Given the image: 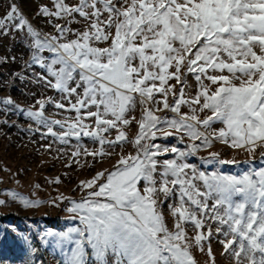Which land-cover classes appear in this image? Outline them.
Instances as JSON below:
<instances>
[{
	"label": "snow or ice",
	"instance_id": "6c2138e0",
	"mask_svg": "<svg viewBox=\"0 0 264 264\" xmlns=\"http://www.w3.org/2000/svg\"><path fill=\"white\" fill-rule=\"evenodd\" d=\"M52 2L55 11L43 7L40 14L64 19L78 13L90 21L88 29L65 40L71 29L55 25L59 35L41 39L13 4L0 18V32L26 29L37 52L52 54L48 62L38 55L32 61L46 69L40 79L69 98L66 109L62 103H55V108L76 115L48 120L43 100L36 101L37 110L24 114L61 143L81 137L97 141L100 147L95 151L83 149V155L93 159L109 154L106 144L114 150L130 142L136 154L121 156L107 174L98 172L81 181V190L91 191L79 202L70 201L66 209L79 226L60 233L46 231L40 240L51 238L62 264H197L191 249L195 245L203 251L202 242L211 231L201 230L210 218L217 232L231 237L222 243L234 264H264V168L238 176L206 174L185 162L214 142L249 155L264 148V0H78L74 6L65 0ZM103 13L108 14L106 20H101ZM109 40L107 47L93 46ZM187 74L199 85L192 98L185 97L182 77ZM173 80L175 85L169 83ZM156 94L162 98L156 99ZM169 95L174 97L171 104ZM137 98L142 116L135 137L128 141L123 129L135 119L126 117L135 110ZM183 105L188 113L181 112ZM165 110L178 118L155 114ZM206 111L211 114L201 119L199 113ZM89 118H94V127L85 123ZM214 123L223 127L207 132ZM54 126L62 131H54ZM112 129L115 138L106 139L104 134ZM157 132L163 133L162 139L175 132L181 142L187 137L192 143L187 151L162 147L151 143L158 139ZM169 153L174 158L158 159ZM71 155L79 157L81 151ZM211 160L235 163L219 160L215 152ZM4 194L26 208L41 203L12 191ZM158 194L177 197L169 206L172 230L159 208ZM189 224L196 231L191 243L185 228ZM21 239L32 244L27 236ZM207 255L215 264L210 248Z\"/></svg>",
	"mask_w": 264,
	"mask_h": 264
},
{
	"label": "rangeland",
	"instance_id": "374dc122",
	"mask_svg": "<svg viewBox=\"0 0 264 264\" xmlns=\"http://www.w3.org/2000/svg\"><path fill=\"white\" fill-rule=\"evenodd\" d=\"M65 3L74 6L78 4V0H65ZM13 4L33 29L40 33L41 39L45 36L59 35L55 25L71 29V32L66 34L65 40L75 39L72 33L87 30L90 23L78 13H73L72 16L64 19L40 14V9L43 7L48 8L50 12L55 11L52 0H0V18L6 15ZM88 11L90 12L91 9ZM107 16V13H103L101 20H106ZM105 31L109 30L105 29ZM111 31L114 33V28ZM109 44L110 40L94 43L93 46L107 47ZM34 55L44 58L46 62L52 58L51 53L47 51L39 53L32 47V38L27 35L26 29L17 31L9 27L7 35L0 32V200L5 201L4 205H0V215L4 216L0 219V264H62L63 256L53 246L51 238L41 241L40 235L46 231L60 233L67 231L68 228L78 227V220L71 219L66 209L71 206L70 201L79 202L86 195V191H91H82L79 187L81 181L93 178L98 172L103 171L107 174L108 171L113 170V166L121 156L136 154L130 142H125L123 147L116 145L114 150L106 144L104 149L109 154L93 159L91 156L83 155V149L95 151L100 147L97 141L90 137H81L79 141L68 138L67 143H61L58 139L46 135L47 129L43 125H38L28 118L24 113L28 109L37 110L39 107L37 100L46 102L44 115L48 120H64L74 118L76 115L75 112L65 110L69 106V98L51 89L40 79L46 76V69L32 61ZM182 78L185 97H194L199 85L193 75L187 74ZM169 83L176 84L174 80ZM204 83L209 82L205 80ZM179 88L180 85H176L177 92ZM78 92H82V89H78ZM161 98L160 94H156V99ZM6 99H11L13 103L4 104L3 101ZM70 99L74 103L76 98L73 96ZM173 99L174 97L169 95L170 104ZM55 103L64 104L65 109L55 108ZM83 112L84 110L82 114ZM181 112L188 113V106H181ZM155 114L162 118H178L167 110ZM210 114L206 111L199 113V116L203 119ZM141 116L142 111L137 98L135 110L129 112L126 117H135V119L123 129L128 141L135 137L138 130L137 121ZM85 123L90 127L95 126L94 118L87 119ZM222 127V123H214L207 132L218 131ZM53 130L58 133L62 131L58 126H54ZM116 134V130L112 129L104 135L106 139L112 140ZM157 136L158 139L151 143L160 144L162 147L175 146L180 151H187V145L192 143L187 137L181 142L175 132L167 139L160 138L163 136L162 132H157ZM196 143L199 144V141ZM78 148L81 155L72 157L71 153ZM213 152L219 154V160L235 161V163L220 164L218 161H212ZM171 158H174V154L169 153L158 159ZM185 162L206 174L217 172L238 176L251 169L264 168V148H257L249 155L244 149H232L225 144L214 142L211 148L201 149L195 155L186 157ZM56 180L60 182L55 183ZM8 191L31 201L39 200L41 203L37 207L26 208L4 194ZM58 197L62 198V202L57 200ZM53 201L55 203H52ZM158 202L165 222L172 230L174 219L170 215L169 206L177 203V197L175 194L168 197L158 194ZM208 203L211 207L212 201ZM217 227L218 225L210 218L206 220L205 227L201 231L207 234L210 230L211 235L202 242L203 251L195 245L191 249L197 264H212L207 255L209 248L215 264H234L231 252H225L222 243L231 237H225L223 232H217ZM185 228L191 243L196 231L190 224L185 225ZM23 236L29 237L32 244L29 245L21 239ZM88 251L90 253V250ZM89 259L91 260V257Z\"/></svg>",
	"mask_w": 264,
	"mask_h": 264
},
{
	"label": "trees",
	"instance_id": "16d2710c",
	"mask_svg": "<svg viewBox=\"0 0 264 264\" xmlns=\"http://www.w3.org/2000/svg\"><path fill=\"white\" fill-rule=\"evenodd\" d=\"M6 216V215H5ZM4 218V216H2V215H0V219H3Z\"/></svg>",
	"mask_w": 264,
	"mask_h": 264
}]
</instances>
